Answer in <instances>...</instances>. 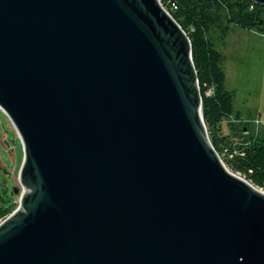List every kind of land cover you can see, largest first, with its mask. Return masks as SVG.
Masks as SVG:
<instances>
[{
	"label": "water",
	"instance_id": "95a60500",
	"mask_svg": "<svg viewBox=\"0 0 264 264\" xmlns=\"http://www.w3.org/2000/svg\"><path fill=\"white\" fill-rule=\"evenodd\" d=\"M0 109L23 151L0 264H264V192L213 148L159 0H0Z\"/></svg>",
	"mask_w": 264,
	"mask_h": 264
},
{
	"label": "trees",
	"instance_id": "16d2710c",
	"mask_svg": "<svg viewBox=\"0 0 264 264\" xmlns=\"http://www.w3.org/2000/svg\"><path fill=\"white\" fill-rule=\"evenodd\" d=\"M187 34L191 60L196 72L202 102V117L210 142L233 171L264 191V133L239 132L230 124L223 133L221 122L233 114V91L225 89L222 53L214 47L209 34L214 30L220 39L230 24L264 33V6L250 0H159ZM0 190V218L13 211V199Z\"/></svg>",
	"mask_w": 264,
	"mask_h": 264
},
{
	"label": "rangeland",
	"instance_id": "374dc122",
	"mask_svg": "<svg viewBox=\"0 0 264 264\" xmlns=\"http://www.w3.org/2000/svg\"><path fill=\"white\" fill-rule=\"evenodd\" d=\"M209 37L214 47L222 53L224 87L233 91V114L229 121L221 122L223 133H231V124L237 126L239 132L242 129L243 132L252 135L263 134L264 35L257 29H242L230 24L223 40L214 30L210 32ZM22 155V145L18 134L0 109V190L5 192L3 196L14 200L13 210L19 205L21 185L17 175ZM224 165L230 172L244 178L239 172L231 170L225 163ZM14 188L18 191L15 192Z\"/></svg>",
	"mask_w": 264,
	"mask_h": 264
},
{
	"label": "bare ground",
	"instance_id": "6f19581e",
	"mask_svg": "<svg viewBox=\"0 0 264 264\" xmlns=\"http://www.w3.org/2000/svg\"><path fill=\"white\" fill-rule=\"evenodd\" d=\"M205 129H206V127H205ZM206 131H207V129H206ZM207 135H208V133H207ZM259 189V188H258ZM261 190V189H260ZM262 192H264L263 190H261ZM7 217V216H6ZM6 217H4V218H6ZM4 218H2L1 219V221H0V223L4 220Z\"/></svg>",
	"mask_w": 264,
	"mask_h": 264
},
{
	"label": "crops",
	"instance_id": "0c3cea01",
	"mask_svg": "<svg viewBox=\"0 0 264 264\" xmlns=\"http://www.w3.org/2000/svg\"><path fill=\"white\" fill-rule=\"evenodd\" d=\"M262 35H264V33H262ZM225 121H229V120H228V119H225L224 122H225ZM227 123H228V122H227Z\"/></svg>",
	"mask_w": 264,
	"mask_h": 264
},
{
	"label": "built area",
	"instance_id": "2783aa9c",
	"mask_svg": "<svg viewBox=\"0 0 264 264\" xmlns=\"http://www.w3.org/2000/svg\"><path fill=\"white\" fill-rule=\"evenodd\" d=\"M0 221H1V218H0Z\"/></svg>",
	"mask_w": 264,
	"mask_h": 264
}]
</instances>
